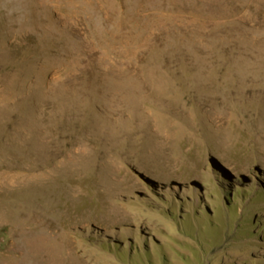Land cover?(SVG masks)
I'll use <instances>...</instances> for the list:
<instances>
[{"label": "rangeland", "instance_id": "374dc122", "mask_svg": "<svg viewBox=\"0 0 264 264\" xmlns=\"http://www.w3.org/2000/svg\"><path fill=\"white\" fill-rule=\"evenodd\" d=\"M0 264H264V0H0Z\"/></svg>", "mask_w": 264, "mask_h": 264}]
</instances>
